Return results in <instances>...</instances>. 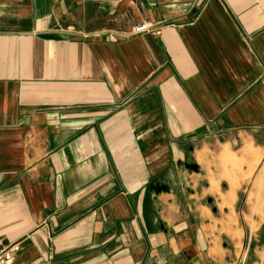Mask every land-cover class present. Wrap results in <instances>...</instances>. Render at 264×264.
<instances>
[{
	"label": "crops",
	"instance_id": "0c3cea01",
	"mask_svg": "<svg viewBox=\"0 0 264 264\" xmlns=\"http://www.w3.org/2000/svg\"><path fill=\"white\" fill-rule=\"evenodd\" d=\"M263 155L264 0H0L15 264H242Z\"/></svg>",
	"mask_w": 264,
	"mask_h": 264
},
{
	"label": "rangeland",
	"instance_id": "374dc122",
	"mask_svg": "<svg viewBox=\"0 0 264 264\" xmlns=\"http://www.w3.org/2000/svg\"><path fill=\"white\" fill-rule=\"evenodd\" d=\"M226 136L227 133L224 131L219 134L221 138ZM251 183L253 185L249 186L246 192H241L240 201H244V194L251 192L254 197L253 202L249 204L255 215L254 220H252L253 228L257 224L262 223V225L254 232L255 236H249L248 243L245 250H242L240 259L242 264H264V155L259 165L251 173Z\"/></svg>",
	"mask_w": 264,
	"mask_h": 264
},
{
	"label": "built area",
	"instance_id": "2783aa9c",
	"mask_svg": "<svg viewBox=\"0 0 264 264\" xmlns=\"http://www.w3.org/2000/svg\"><path fill=\"white\" fill-rule=\"evenodd\" d=\"M152 28L151 24H141L134 28L133 32L136 34L149 32ZM160 31L157 32L159 34ZM21 251L20 243L5 244L0 239V264H15L17 257Z\"/></svg>",
	"mask_w": 264,
	"mask_h": 264
}]
</instances>
